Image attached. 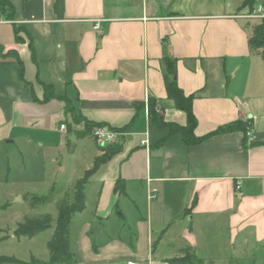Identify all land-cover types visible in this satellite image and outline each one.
<instances>
[{
    "label": "crops",
    "instance_id": "0c3cea01",
    "mask_svg": "<svg viewBox=\"0 0 264 264\" xmlns=\"http://www.w3.org/2000/svg\"><path fill=\"white\" fill-rule=\"evenodd\" d=\"M9 1L12 17L0 15V140L39 153L53 144L42 131L57 134L59 148L73 133V155L92 139L85 171L101 153L91 134L76 136L85 121L130 123L121 149L85 184L80 213L90 218L74 230L70 219L68 264H169L186 247L202 260L192 264H264V58L249 49L259 20L241 0ZM164 55L176 58L177 84L193 96L196 136L250 119L253 137L235 130L185 145L155 125L149 97L166 122H186L166 96ZM12 256L47 261L48 252Z\"/></svg>",
    "mask_w": 264,
    "mask_h": 264
},
{
    "label": "trees",
    "instance_id": "16d2710c",
    "mask_svg": "<svg viewBox=\"0 0 264 264\" xmlns=\"http://www.w3.org/2000/svg\"><path fill=\"white\" fill-rule=\"evenodd\" d=\"M257 0H241L240 7H246L248 13H251L256 7ZM264 5V4H263ZM13 14V5L9 0H0V15H3L6 19H10ZM17 40L20 38L17 37ZM247 43L249 49L253 52H257L260 57L264 58V18L251 26L248 34ZM161 70L164 88L168 99L172 100L176 109L181 110L185 114L186 122L184 125H178L173 122H166L160 113L157 111V101L155 98L149 97L146 102V109L150 120L159 127H166L168 129L167 136L174 133L181 135L182 141L185 145H192L199 143L200 141L208 138L214 134L232 132L240 130L244 134L251 127V120L246 121L235 120L226 124L217 126L215 129L207 132L202 136H196L193 132L196 125V118L192 111V95H185L182 89L178 86L176 81V58L164 55L161 60ZM45 90L49 89L44 86ZM52 94V93H51ZM50 94V95H51ZM48 93L44 99H48L50 96ZM143 107V104H140ZM139 106V107H140ZM73 120L75 122L82 121V118L76 113L72 112ZM130 124V123H129ZM129 124L120 128L109 126L104 122H90L85 121L84 129L79 132L77 137H84L91 134V130L94 126H107L109 129L118 131L120 136L117 141L110 142L105 145H99L101 153L94 158L91 168L84 171L82 177L76 179L73 185L72 201L68 200L65 194L62 198L56 201L57 215L52 217L49 214H42L34 218L25 217L23 221L18 222L16 228L12 231V234L16 237H32L38 232L51 228V237L46 241V248L48 252L47 261H41L31 256L30 260L25 262L12 255H0V263H14V264H68L74 261L72 252L69 245V222L71 217L81 212L85 208V184L87 183L90 175L95 169L111 158L115 153L121 149L122 135L128 128ZM260 142H252L251 144H257ZM120 180L115 183L114 189L121 190ZM50 192L46 195H27L31 201V205L34 203H46L54 199V191L51 188ZM54 221V225L50 222ZM182 256L173 257L168 259L169 264H192L193 262L200 263L202 260L197 258L192 249L189 247L182 248Z\"/></svg>",
    "mask_w": 264,
    "mask_h": 264
},
{
    "label": "rangeland",
    "instance_id": "374dc122",
    "mask_svg": "<svg viewBox=\"0 0 264 264\" xmlns=\"http://www.w3.org/2000/svg\"><path fill=\"white\" fill-rule=\"evenodd\" d=\"M41 133L43 139H51L53 144L48 148L44 146L39 153L38 147L0 140V255L15 254L25 257L29 248L38 255L46 253V241L51 237V228L44 229L32 237H16L12 231L25 217L34 218L42 214L56 217V201L65 194L68 200L72 201L74 182L82 177L87 156H90L87 150L97 148L92 139H86V144L82 143V147H77L72 155L70 152L75 142L73 133L69 134L70 141L63 148L55 145L58 142L55 138L57 134L49 131ZM119 136L118 134L113 142L117 141ZM53 155L60 163L59 167L51 162ZM62 166L64 169L60 171ZM51 188L54 191L52 201L31 205L27 195H46ZM87 218H90L88 211L75 213L71 218V229L77 228Z\"/></svg>",
    "mask_w": 264,
    "mask_h": 264
},
{
    "label": "built area",
    "instance_id": "2783aa9c",
    "mask_svg": "<svg viewBox=\"0 0 264 264\" xmlns=\"http://www.w3.org/2000/svg\"><path fill=\"white\" fill-rule=\"evenodd\" d=\"M249 17L261 19L264 18V6L261 3H258L254 10L251 13H248ZM60 128H64V124L60 125ZM120 135V133L109 129L107 126H94L91 130V136L99 145H105L110 142H113L114 139ZM246 135L249 138L253 137V134L250 129L247 130ZM235 187L238 189L240 187L239 182H236ZM128 264H134L133 262H128Z\"/></svg>",
    "mask_w": 264,
    "mask_h": 264
},
{
    "label": "water",
    "instance_id": "95a60500",
    "mask_svg": "<svg viewBox=\"0 0 264 264\" xmlns=\"http://www.w3.org/2000/svg\"><path fill=\"white\" fill-rule=\"evenodd\" d=\"M50 224H51V225H54V221H51Z\"/></svg>",
    "mask_w": 264,
    "mask_h": 264
}]
</instances>
